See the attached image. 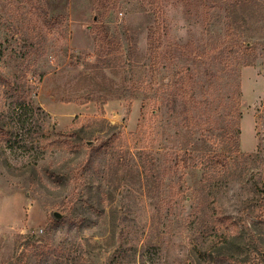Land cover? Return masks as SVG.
Here are the masks:
<instances>
[{"label":"rangeland","instance_id":"1","mask_svg":"<svg viewBox=\"0 0 264 264\" xmlns=\"http://www.w3.org/2000/svg\"><path fill=\"white\" fill-rule=\"evenodd\" d=\"M0 264H264V0H0Z\"/></svg>","mask_w":264,"mask_h":264},{"label":"trees","instance_id":"2","mask_svg":"<svg viewBox=\"0 0 264 264\" xmlns=\"http://www.w3.org/2000/svg\"><path fill=\"white\" fill-rule=\"evenodd\" d=\"M227 240H228V239H225V240L222 242V244L225 245L226 243H230V242H232L233 239H230V240H228V241H227Z\"/></svg>","mask_w":264,"mask_h":264},{"label":"water","instance_id":"3","mask_svg":"<svg viewBox=\"0 0 264 264\" xmlns=\"http://www.w3.org/2000/svg\"><path fill=\"white\" fill-rule=\"evenodd\" d=\"M54 215L57 216V217L61 216L60 213H58V212H54Z\"/></svg>","mask_w":264,"mask_h":264}]
</instances>
